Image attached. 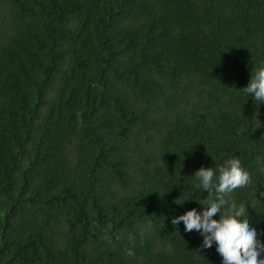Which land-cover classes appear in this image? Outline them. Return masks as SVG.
Masks as SVG:
<instances>
[{
    "label": "trees",
    "instance_id": "obj_1",
    "mask_svg": "<svg viewBox=\"0 0 264 264\" xmlns=\"http://www.w3.org/2000/svg\"><path fill=\"white\" fill-rule=\"evenodd\" d=\"M261 62L264 0H0V264H222L172 217L231 156L264 242Z\"/></svg>",
    "mask_w": 264,
    "mask_h": 264
},
{
    "label": "clouds",
    "instance_id": "obj_2",
    "mask_svg": "<svg viewBox=\"0 0 264 264\" xmlns=\"http://www.w3.org/2000/svg\"><path fill=\"white\" fill-rule=\"evenodd\" d=\"M242 89L247 99L251 96L257 105L264 104V62L252 69L250 80ZM257 109L252 122L259 124L252 123L253 129L261 124ZM189 177L194 178L192 182L201 193L207 192L206 196L190 197L203 207L186 209L173 216L172 223L178 225L182 221L185 231H199L204 248L215 244L222 264H264V242L258 238L257 228L250 224L245 205L232 199V194L251 180L239 158L231 156L215 166L201 165Z\"/></svg>",
    "mask_w": 264,
    "mask_h": 264
}]
</instances>
